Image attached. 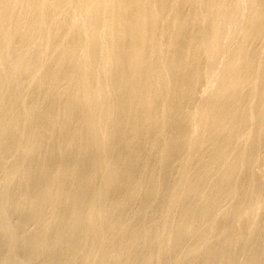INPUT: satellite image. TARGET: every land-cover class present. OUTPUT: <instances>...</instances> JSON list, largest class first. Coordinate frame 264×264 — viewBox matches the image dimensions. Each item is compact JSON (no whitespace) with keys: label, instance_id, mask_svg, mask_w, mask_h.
Segmentation results:
<instances>
[{"label":"bare ground","instance_id":"6f19581e","mask_svg":"<svg viewBox=\"0 0 264 264\" xmlns=\"http://www.w3.org/2000/svg\"><path fill=\"white\" fill-rule=\"evenodd\" d=\"M0 264H264V0H0Z\"/></svg>","mask_w":264,"mask_h":264}]
</instances>
